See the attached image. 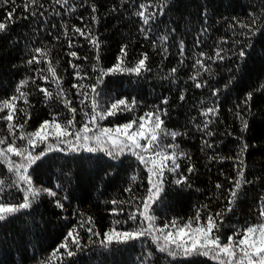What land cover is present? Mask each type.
<instances>
[{
	"label": "trees",
	"instance_id": "16d2710c",
	"mask_svg": "<svg viewBox=\"0 0 264 264\" xmlns=\"http://www.w3.org/2000/svg\"><path fill=\"white\" fill-rule=\"evenodd\" d=\"M141 4H151L149 12L155 13L149 25H144L135 15ZM10 11L14 16L9 23L6 14ZM253 15L259 19L252 34L241 35L247 29L237 22L249 24ZM0 21L8 24L0 33V100L19 95L15 91L19 82L28 81L21 89L27 93L28 103L16 102L15 122L27 120L23 133L35 131L41 122L51 120L53 114H57L61 122L71 118V113L55 95L59 91L55 83L41 79V76L50 77L47 62L51 61L62 77L61 87L71 99L72 107L77 109L76 128L86 119L85 112L91 114L90 101L81 103L84 97L78 92L89 91L93 84L102 108L120 98L129 101L135 98L137 104L132 111L118 112L99 121L91 134L101 127L114 128L136 119L153 111L157 105L167 110V115L161 116L165 128L181 135L175 140L170 136L162 137V146L176 144L178 148L165 147V150L187 153L190 159H178L177 173L165 172L164 192L152 205L150 213L155 216L157 227L173 220L183 224L198 211L201 222L209 213L220 212L227 206L229 190L241 168L245 180L251 183L243 184L233 210L223 216L218 234L226 241L233 231L260 222V198L264 196V89H256L264 84V0H68L63 7L56 0H36L34 4L31 0H0ZM74 27L99 38V62L97 50L85 36L75 33ZM205 28L207 32L201 35ZM221 38L228 41L219 45L225 49L226 58L215 63L205 60L209 66L207 71L199 66L194 68L199 53L213 55ZM245 41L250 45L246 48L247 56L239 60L235 54ZM124 45L128 53L125 66H134L141 54L146 53L148 70L139 76L127 72L109 74L97 84L99 69L113 67ZM37 48L47 55L41 57L35 51ZM71 51L80 59L71 57ZM33 56L40 62L29 64ZM69 61L79 65V69H73ZM173 68L175 73L171 71ZM76 71L80 72L81 79L75 77ZM197 73V80L193 81L190 77ZM196 82L204 86L197 88ZM73 84L86 87L78 90ZM40 87L51 90L53 99H46ZM215 89L220 90L218 96L212 95ZM247 92H253L250 112L245 111L242 104ZM89 95H92L90 91ZM164 98L167 104H161ZM214 106L219 107L218 114L208 118L213 121L208 130H199L196 125L205 121L201 109ZM237 111L248 120L246 132L241 130ZM6 124L0 120V138L7 137L10 143L13 138ZM14 131L17 137L21 134L19 129ZM208 131L212 135H208ZM68 139L72 140L76 151L66 143L56 146L51 138L52 151H46L44 144L35 149L34 155L41 151H45V155L29 168L33 184L37 188H51L57 196L42 193L29 209L0 222V264H218L211 256L199 254L169 256L159 251L152 235L105 247L103 234L110 229L131 231L147 226L138 213L149 188L147 167L131 152L110 156L107 151H100L94 141L88 146L97 150L89 152L77 145L74 137ZM16 143L25 145L26 141L16 139ZM242 143L248 148L237 158ZM12 159L20 162L18 157ZM189 166L195 168L192 173L187 171ZM180 176H186L187 182L177 185L174 181ZM0 180L5 182L0 185L3 189L0 199L21 203L24 195L21 189L26 186L21 183L17 188L12 183L16 176L2 162ZM218 183L222 188H216ZM57 200L63 208L57 207ZM132 213H137L135 221L129 219ZM88 217L94 221V231L100 233L99 236L87 231L92 225L80 227ZM73 228L80 233L81 249L77 251L72 246L76 251L73 257L59 254L53 257L54 250Z\"/></svg>",
	"mask_w": 264,
	"mask_h": 264
},
{
	"label": "snow or ice",
	"instance_id": "6c2138e0",
	"mask_svg": "<svg viewBox=\"0 0 264 264\" xmlns=\"http://www.w3.org/2000/svg\"><path fill=\"white\" fill-rule=\"evenodd\" d=\"M34 4L36 0H31ZM56 3L64 5L68 4V0H56ZM166 7V5H164ZM27 8V5H25ZM149 5H140V10L135 13L142 20L144 25H149L150 20L154 18L155 13L149 12ZM73 11L75 9H72ZM92 11L95 12L96 8L93 5ZM163 12V7L161 8V14ZM59 14V13H57ZM14 16V12L10 11L6 14V20L10 23ZM95 19V17H93ZM259 17L253 15L251 17V23L243 24L240 22L239 26L247 29L246 32L241 33V35L250 36L255 28ZM8 24L4 21H0V33L4 32ZM258 30V29H257ZM75 33H78L81 36H85L89 40V43L97 50L96 60L99 62V48L100 41L98 37L86 33L82 28H73ZM143 31V29H141ZM207 32L205 28L201 35ZM67 30L65 31V36H67ZM166 40L167 37H162ZM200 40L197 39V46H199ZM226 44L228 41L225 38H221L217 46L213 49V55H208L205 52L199 53V59H196L193 67L199 66L205 71L208 70V65H206L205 60L212 61H223L226 56L224 54L225 49L220 47V44ZM233 43H237L233 41ZM69 48H71L72 41L69 39ZM250 45L247 44V41L239 48L237 58L243 60L247 56L246 48ZM41 57L46 56L47 53L43 49H35ZM181 55L184 53V45L181 42L180 45ZM69 55L75 59H80L75 51L69 52ZM127 45L121 47L120 55L117 57V63L108 69H99V76L97 77V84L103 82V77L109 74L118 73V72H127L135 74L137 76L141 75L142 71L147 69V60L148 56L146 53L141 54V58L138 59L136 64L132 67L125 66V58L127 57ZM33 62L39 63L40 61L36 56H33L31 60L28 61L29 64ZM48 72L49 76H41V79L48 81L49 79L55 83L56 88L59 90L55 95L61 99L64 107L71 113V118L67 119L66 122H61L58 119L57 114H53L51 120H44L38 126V128L33 132L23 133V128L27 123V120L24 123H16V113L18 111L16 102L18 100H23L25 104L28 103L27 93L23 92L21 89L27 85V80H22L19 82V85L16 88V92L19 95H13L7 99L0 100V113H5V115H0V120L7 122L6 127L8 134L13 138L9 143L7 137L0 138V162L4 163L7 166V170L11 173H14L16 180L12 183L19 188L22 183L26 187L22 188L23 191V200L21 203H8L0 199V222L6 221L10 216H13L19 213L21 210L29 209L32 206L33 201H35L42 193H46L49 197H56L57 192L51 188H37L33 184L31 175L29 174V168L36 163L41 157L45 155V151H41L38 155H34V151L39 145H47L46 151H52L54 145L49 143L50 138L56 141V146L61 143H66L69 145L71 150L76 151V146L73 145L72 140L68 139L69 137H74L76 144L80 147H84L87 151L93 152L97 148L89 147L88 144L90 141H94L100 151H107L108 154H121L125 151L131 152L133 155L140 160L142 164L147 167L148 171V183L149 188L147 192L146 199L142 202V208L138 209L139 215L143 218L142 222L146 223V227H140L131 231H118L115 228L110 229L109 231L103 234L104 239L102 243L105 247L116 244H125L132 240H137L145 235H152L154 242L157 243L158 249L160 252H167L169 256L176 257L178 255L191 256L193 254H199L203 256H211L212 259L218 261V264H264V196L260 198V207H259V217L260 222L246 225L242 230L237 229L233 231L231 235L227 237L226 241L221 239V236L218 234L220 227L223 224V216L227 212H231L232 206L236 203L238 193L240 192L243 184L251 183L250 181L245 180L243 168L237 173V179L232 187L229 190V197L227 201V206L222 209L220 212H216L214 215L209 213L206 216L204 222H201V216L199 211L196 213L194 218H190L187 222L183 224H178L175 220L171 221L170 224H165L163 227H157L155 225V216L151 215L152 205L160 199L161 194L164 192L165 172L177 173L180 169V164L177 162L179 158H188L187 153L177 152L175 150L168 152L167 149H176L178 145L168 144L162 146V137L170 136L172 140H175L177 136L181 133L176 131H168L164 126V120L161 118L162 115H167V110L160 108L158 105L154 106L153 111L145 112L142 116L132 119L124 124L117 125L114 128H99V131L95 134L94 128L98 126V122L106 119L110 116L117 115L118 112L123 111H132L137 101L135 98L130 101L127 98H120L112 101L107 108H102L101 104L98 102L96 97L99 96L97 92L96 85L93 84L90 86L89 91L92 95H89V91H79L78 95L84 97L81 100V103H84L85 100L90 101L91 105V114L88 112L84 113L86 119L80 125L79 128H76V117L75 114L77 109L72 107V101L69 99L64 92V89L61 87V80L57 74L56 69L53 67L52 62L48 61ZM70 66L73 69H79V65L72 64L69 61ZM173 73L176 72V69L171 70ZM75 77L81 79L80 72H75ZM197 73L190 77L193 81L197 80ZM204 84L201 82H196L195 87L201 88ZM73 88L84 89L86 86L83 84H73ZM227 87V85H225ZM264 89V84L260 85L256 91ZM39 91L44 94L46 99H53V92L47 88L40 87ZM219 89L213 90L212 95L218 96ZM180 99H184V94L181 93ZM253 99V92H247L245 94L242 104L245 106V111H251V101ZM167 98L161 100V104H167ZM239 108L240 106L237 105ZM23 112L24 109H19ZM219 112V107H207L201 109V115L205 117V121L202 125L197 124L196 127L205 131L208 130L209 124L213 121L208 119L209 117H215ZM27 116V113H25ZM236 116L241 121V130L247 131L249 124L245 116L241 115L237 111ZM30 119V117H28ZM14 129L21 130V134L17 137ZM91 134V135H90ZM208 135H212L211 131L207 132ZM16 139L26 141L25 145H18ZM83 142V143H81ZM204 143L211 147L208 144V141ZM248 145L242 143L241 151L237 154V158L243 155L247 151ZM62 150V149H58ZM147 154V155H145ZM12 157H18L20 162L13 160ZM216 157H210V159H215ZM170 162V163H169ZM241 164L243 161L241 160ZM150 165V166H149ZM195 170L194 166H189L187 171L192 173ZM135 180V177L132 178ZM187 182L186 176H180L174 181L175 184L180 185ZM5 182L0 180V185H3ZM217 189L222 188L221 184L216 185ZM3 189L0 188V191ZM130 191V189H129ZM113 204L117 201H112ZM57 207L63 208V204L59 200L56 201ZM206 207V206H205ZM137 218V213H132L129 215V219L135 221ZM119 223V222H117ZM85 224L92 225L88 227L87 231L93 236H99L100 233L94 231V221L91 217H88L86 220H83L80 223V227H84ZM159 233V235H156ZM72 246H75L76 250H80L81 237L80 233L73 228L70 230L64 238V241L54 250L52 253L53 257H56L57 254L60 256L73 257L76 255V251L73 250ZM61 250H63L61 252Z\"/></svg>",
	"mask_w": 264,
	"mask_h": 264
}]
</instances>
